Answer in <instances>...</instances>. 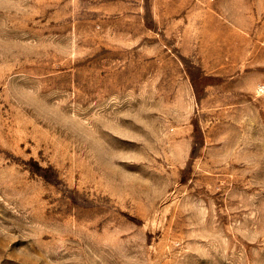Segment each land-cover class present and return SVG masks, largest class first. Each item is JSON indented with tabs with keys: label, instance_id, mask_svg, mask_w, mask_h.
Returning <instances> with one entry per match:
<instances>
[{
	"label": "rangeland",
	"instance_id": "rangeland-1",
	"mask_svg": "<svg viewBox=\"0 0 264 264\" xmlns=\"http://www.w3.org/2000/svg\"><path fill=\"white\" fill-rule=\"evenodd\" d=\"M0 264H264V0H0Z\"/></svg>",
	"mask_w": 264,
	"mask_h": 264
}]
</instances>
